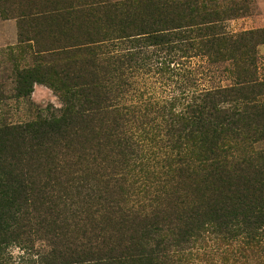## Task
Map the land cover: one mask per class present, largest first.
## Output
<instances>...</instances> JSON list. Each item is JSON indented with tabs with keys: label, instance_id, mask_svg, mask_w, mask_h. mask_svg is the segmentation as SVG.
<instances>
[{
	"label": "trees",
	"instance_id": "obj_1",
	"mask_svg": "<svg viewBox=\"0 0 264 264\" xmlns=\"http://www.w3.org/2000/svg\"><path fill=\"white\" fill-rule=\"evenodd\" d=\"M100 8L117 19L92 33ZM38 9L43 35L21 20L11 49L15 91L26 99L42 84L64 107L0 124V264H18L10 243L34 252L32 213L54 203L35 174L58 180L63 159L88 156L106 172L87 168L74 196L89 209L104 200L120 228L74 250L27 252L23 264H264V29L233 34L232 8L204 0Z\"/></svg>",
	"mask_w": 264,
	"mask_h": 264
},
{
	"label": "rangeland",
	"instance_id": "obj_2",
	"mask_svg": "<svg viewBox=\"0 0 264 264\" xmlns=\"http://www.w3.org/2000/svg\"><path fill=\"white\" fill-rule=\"evenodd\" d=\"M130 1L136 0H0V86L3 87L4 95L10 99L3 101L0 106V124L1 123H26L33 121L38 114L53 113L58 115L63 109L64 104L57 93L42 84L34 85V92L29 98H17L15 91V61L16 52L11 51L19 45V22L27 21L26 29L32 33V36L40 32L43 35L44 27L41 22H37L38 8L46 6L55 8L60 6L73 7L78 3L92 4L93 6H113L121 5ZM206 2H217L224 8H232V19L227 21V27L233 34H240L246 31L264 29V0H204ZM34 4L37 9H27L20 11V8ZM33 6V8H34ZM91 12L88 18L92 33L99 32L98 25L104 21L117 19L116 15L109 11ZM25 15V16H22ZM34 15V16H33ZM40 23L42 26H37ZM30 25V27H29ZM52 36L58 35L60 28H48ZM66 32V30H64ZM74 33L76 30H70ZM28 39L31 34L25 35ZM260 56L264 59V45L258 48ZM196 61V60H195ZM22 67L28 65L33 66L32 60L27 58L20 63ZM217 83L226 85L229 83L228 75L223 70H219L217 74ZM208 81H204L207 85ZM95 159L88 156V160H83L82 163L75 165L76 162L71 159H63L59 165L60 172L58 180H55L53 173L47 171H39L35 174V184L38 187H43L40 184L49 185L47 190H52L54 203L44 202V207L35 209L32 213L33 225L35 234L30 244L34 246V252L26 251L25 245L17 242V245L10 243L8 246L9 255L14 258L13 262L23 264L20 258L28 257V253L48 254L52 253L54 242L61 244V248L74 250L81 245L89 246L93 244L97 238L98 242L101 236L110 232L111 227H114L113 222H109L110 216L104 213V200H98L100 206H95L89 209L83 204V197H76L75 186H79L84 179V173L88 169H95L98 173L106 172V165L101 159ZM57 177V176H56ZM39 181V182H38ZM42 189V188H41ZM81 193V189H78ZM109 198V197H108ZM72 203L74 205H72ZM39 207V206H37ZM52 208L55 211L53 217L47 213V209ZM38 222V225H37ZM116 229L120 226H115ZM114 227V229H115ZM44 228L45 230H42ZM105 229L106 231H102ZM39 230V231H37ZM48 231H51L49 234ZM104 232V233H103ZM113 233H108L107 236H112ZM21 247V248H20ZM32 250V251H33ZM25 251V252H24ZM28 252V253H27ZM196 264H199L198 262ZM205 264V263H203Z\"/></svg>",
	"mask_w": 264,
	"mask_h": 264
}]
</instances>
